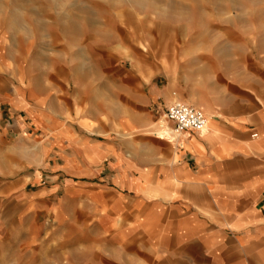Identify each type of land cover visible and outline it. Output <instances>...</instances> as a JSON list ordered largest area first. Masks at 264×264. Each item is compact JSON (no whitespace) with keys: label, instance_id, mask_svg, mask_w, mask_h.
I'll list each match as a JSON object with an SVG mask.
<instances>
[{"label":"crops","instance_id":"crops-1","mask_svg":"<svg viewBox=\"0 0 264 264\" xmlns=\"http://www.w3.org/2000/svg\"><path fill=\"white\" fill-rule=\"evenodd\" d=\"M225 50L101 79L81 113L71 65L29 58L15 78L0 62V200L25 241L91 231L53 241L70 264L79 245L87 264H264V40ZM176 100L206 113L203 132L172 133Z\"/></svg>","mask_w":264,"mask_h":264},{"label":"rangeland","instance_id":"rangeland-1","mask_svg":"<svg viewBox=\"0 0 264 264\" xmlns=\"http://www.w3.org/2000/svg\"><path fill=\"white\" fill-rule=\"evenodd\" d=\"M263 40L264 0H0V62L15 78L27 70L29 58L71 65L78 113L101 97V79L109 78L115 90L117 80H132L151 63L157 72H170L181 58L256 47ZM54 69L46 67L49 76ZM5 200L0 264H70L69 246L53 241L92 240L91 231L79 228L76 238L67 229L48 231L42 242L25 241L20 207ZM84 248L77 247L73 264L91 263L93 253L87 261Z\"/></svg>","mask_w":264,"mask_h":264},{"label":"built area","instance_id":"built-area-1","mask_svg":"<svg viewBox=\"0 0 264 264\" xmlns=\"http://www.w3.org/2000/svg\"><path fill=\"white\" fill-rule=\"evenodd\" d=\"M163 115L173 121L172 133L178 136L186 130L203 132L208 126V117L202 109L181 100L167 105Z\"/></svg>","mask_w":264,"mask_h":264}]
</instances>
